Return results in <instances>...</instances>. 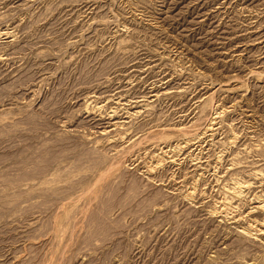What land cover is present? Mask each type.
Returning a JSON list of instances; mask_svg holds the SVG:
<instances>
[{
    "label": "rangeland",
    "instance_id": "rangeland-1",
    "mask_svg": "<svg viewBox=\"0 0 264 264\" xmlns=\"http://www.w3.org/2000/svg\"><path fill=\"white\" fill-rule=\"evenodd\" d=\"M262 224L264 0H0V264H264Z\"/></svg>",
    "mask_w": 264,
    "mask_h": 264
},
{
    "label": "bare ground",
    "instance_id": "bare-ground-1",
    "mask_svg": "<svg viewBox=\"0 0 264 264\" xmlns=\"http://www.w3.org/2000/svg\"><path fill=\"white\" fill-rule=\"evenodd\" d=\"M3 32H4V31H3ZM6 35H7V34H6ZM118 98H119V97H118ZM127 98H128V97H127ZM131 101H132V100H131ZM140 105H141V104H140ZM149 106H150V105H149ZM137 107H138V106H137ZM146 107H147V106H146ZM114 112H115V111H114ZM136 114H137V113H136ZM131 118H133V117H131ZM136 119H137V118H136ZM208 129H209V128H208ZM105 133H106V132H105ZM107 133H108V132H107ZM184 142H185V141H184ZM193 143H194V142H193ZM175 146H176V145H175ZM181 146H182V145H181ZM175 150H176V149H175ZM176 161H177V160H176ZM159 163H160V162H159ZM196 166H197V165H196ZM230 168H231V167H230ZM149 171H150V170H149ZM146 173H147V172H146ZM240 183H241V182H240ZM244 188H245V187H244ZM195 191H196V190H195ZM189 193H190V192H189ZM191 193H192V192H191ZM186 196H187V195H186ZM193 196H194V195H193ZM260 208H261V207H260ZM262 225H263V228L260 229V231H261L260 233H262V232L264 233V224H262ZM246 230H247V229H246ZM263 233H262V234H263Z\"/></svg>",
    "mask_w": 264,
    "mask_h": 264
}]
</instances>
